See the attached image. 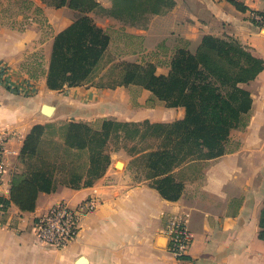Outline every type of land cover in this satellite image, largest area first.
<instances>
[{
    "label": "crops",
    "instance_id": "0c3cea01",
    "mask_svg": "<svg viewBox=\"0 0 264 264\" xmlns=\"http://www.w3.org/2000/svg\"><path fill=\"white\" fill-rule=\"evenodd\" d=\"M172 1L170 10L151 15L145 26L89 13L110 38L103 61L113 45L120 50L107 66L118 60L150 62L157 75H166L171 58L180 50L193 55L204 36L236 40L264 64V26L252 19L253 13L262 15L264 0H234L242 10L229 0ZM97 2L105 9L111 6L109 0ZM42 11L47 36L32 22L22 30L0 26V67H7L15 88L0 82V131L10 135L0 180L4 198H9L13 178L25 173L23 154L38 148L39 160H62L68 124L82 125L84 134L103 119L166 123L184 116L182 107H165L157 100L147 106L151 93L136 85L97 87L92 78L80 86L49 90L53 37L73 22L76 12L46 5ZM111 33L133 42L115 43ZM34 52L37 57L31 59ZM20 85L30 90L20 91ZM246 88L252 98L249 122L231 130L228 152L218 158L184 162L155 182L146 173L132 176L131 166L142 163L148 150L130 153L133 146L111 149L108 142L109 164L90 186L59 185L51 193H39L31 212L13 204L0 209V264H264V245L257 237L264 200V67ZM43 105L53 108L49 116L42 113ZM69 155L64 157L72 169L84 175L87 151L73 147ZM89 196L99 202L82 218L74 241L63 249L36 243L31 230L36 216L60 201L75 207ZM181 213L189 215L192 243L186 256L176 260L167 252L164 226L167 217Z\"/></svg>",
    "mask_w": 264,
    "mask_h": 264
},
{
    "label": "trees",
    "instance_id": "16d2710c",
    "mask_svg": "<svg viewBox=\"0 0 264 264\" xmlns=\"http://www.w3.org/2000/svg\"><path fill=\"white\" fill-rule=\"evenodd\" d=\"M39 1L48 7H67L76 12L73 22L53 37L46 72L49 90L87 84L97 70L106 66L103 56L110 38L94 24L89 13L99 12L124 24L145 26L151 15H161L174 5L172 0H109L111 6L105 9L97 0ZM229 1L237 9H243L234 0ZM13 2L25 19L28 12L42 14L34 0ZM261 14L264 16V11ZM118 66L121 69L116 77L95 85L106 88L136 85L149 91L165 107H182L183 118L166 123L103 119L84 134L82 125L68 124L65 134L68 144L63 148L62 160H39L38 148L23 154L25 173L13 178L9 198L0 197L1 210L13 204L22 212H31L39 193H51L59 185L73 189L90 186L109 164L106 146L112 140L117 143L159 140L154 149H129L130 153L148 150L142 163L148 171L146 176L155 182L184 162L207 161L224 155L228 152L231 130L244 129L249 122L252 98L246 86L263 70L264 64L236 40L204 36L193 55L180 50L171 58L166 75H157L155 65L150 62L122 61L114 65ZM73 147L87 151L84 175L74 171L72 161L64 157L70 156ZM258 228L257 237L264 245V200Z\"/></svg>",
    "mask_w": 264,
    "mask_h": 264
},
{
    "label": "built area",
    "instance_id": "2783aa9c",
    "mask_svg": "<svg viewBox=\"0 0 264 264\" xmlns=\"http://www.w3.org/2000/svg\"><path fill=\"white\" fill-rule=\"evenodd\" d=\"M252 19L258 26H264L263 15L253 13ZM7 73V67L1 66L0 82L9 89H15L13 84L7 79ZM18 89L23 92L30 90L25 85H20ZM9 137V133L0 131V180L6 173L5 154ZM98 202L96 197L89 196L75 207H71L63 201L52 205L32 221L31 230L36 243L51 249L65 248L77 237L82 218L92 212ZM188 222V213L171 215L166 218L164 232L167 236V252L176 260H182L186 256L192 243Z\"/></svg>",
    "mask_w": 264,
    "mask_h": 264
},
{
    "label": "rangeland",
    "instance_id": "374dc122",
    "mask_svg": "<svg viewBox=\"0 0 264 264\" xmlns=\"http://www.w3.org/2000/svg\"><path fill=\"white\" fill-rule=\"evenodd\" d=\"M34 3L40 7L41 9L45 6L44 4H42L39 0H34ZM17 4L13 2V0H0V26L2 27H9V28H13L15 30H22L24 28L25 25H27L28 23H33L36 24L37 27L39 29L42 30V32L45 34H49V28L47 27V23H46V19L43 16V11L42 14L40 15H35L32 12H28V18H23L22 15H19V12H17ZM95 15L101 17L103 14L96 12ZM75 19V17H74ZM121 23H123L122 21H120ZM47 36V35H45ZM111 37L113 39V41L115 43H118L119 41H125L128 45H130V43H132L133 41L127 37L124 36H119L118 33H111ZM120 53V50L118 47L114 48V45L111 49V51L107 54L104 62L106 63V66L102 67L101 69L97 70L94 74L93 77L94 83H106L108 81H111V79L113 77H116L117 74L120 71V67H114L115 64H119L121 61L118 60V62H113L112 65L110 64L109 66H107L111 61H113L118 54ZM31 59H34L35 57H37V53L34 52L30 55ZM31 74H33V69L35 67V65L31 66ZM30 71V69H29ZM130 86H133L132 84ZM135 86V85H134ZM151 102L147 103V106H153L154 102H156V99L151 95ZM162 106H164L163 104H161ZM160 143L159 140H153L150 138H147L145 140L138 139V140H134V141H123L121 143H117L114 140H112L110 142V146L111 149L117 147V146H123L126 148H131L132 146L136 149H150V148H156L158 146V144ZM235 145L234 141H231V143L229 144V147H233ZM197 163H201L198 162ZM117 166V165H116ZM143 166V163L141 162H136L131 166L132 169V176L133 178H136V176H138L139 174H147L148 171H146V169ZM118 170H121L122 167H116ZM194 168V167H193ZM194 170L197 171V168H194Z\"/></svg>",
    "mask_w": 264,
    "mask_h": 264
},
{
    "label": "water",
    "instance_id": "95a60500",
    "mask_svg": "<svg viewBox=\"0 0 264 264\" xmlns=\"http://www.w3.org/2000/svg\"><path fill=\"white\" fill-rule=\"evenodd\" d=\"M52 109H53V108H52L51 106H49V105H43V106H42V113H43L44 115L49 116V115L51 114Z\"/></svg>",
    "mask_w": 264,
    "mask_h": 264
},
{
    "label": "bare ground",
    "instance_id": "6f19581e",
    "mask_svg": "<svg viewBox=\"0 0 264 264\" xmlns=\"http://www.w3.org/2000/svg\"><path fill=\"white\" fill-rule=\"evenodd\" d=\"M117 167H118V168H119V167H122V163L117 164Z\"/></svg>",
    "mask_w": 264,
    "mask_h": 264
}]
</instances>
